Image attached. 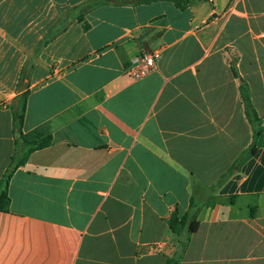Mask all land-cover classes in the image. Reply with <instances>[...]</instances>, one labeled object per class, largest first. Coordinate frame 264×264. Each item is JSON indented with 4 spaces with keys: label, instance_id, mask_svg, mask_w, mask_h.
Wrapping results in <instances>:
<instances>
[{
    "label": "crops",
    "instance_id": "0c3cea01",
    "mask_svg": "<svg viewBox=\"0 0 264 264\" xmlns=\"http://www.w3.org/2000/svg\"><path fill=\"white\" fill-rule=\"evenodd\" d=\"M83 1L0 0V264H264V0Z\"/></svg>",
    "mask_w": 264,
    "mask_h": 264
},
{
    "label": "trees",
    "instance_id": "16d2710c",
    "mask_svg": "<svg viewBox=\"0 0 264 264\" xmlns=\"http://www.w3.org/2000/svg\"><path fill=\"white\" fill-rule=\"evenodd\" d=\"M151 1L155 0H85L80 5H76L75 7L80 9V14L77 16L79 20H82L84 12L86 10H89L99 4H141V3H149ZM176 5H179L183 7L186 5L189 0H172ZM84 28L86 27L85 22ZM240 93L242 100L244 102V108L245 112L249 115L252 112L251 103L248 97V93L246 90L245 85L240 84ZM26 99V93H22L19 97L16 98L17 104L16 107L13 109V133H14V143L15 148L14 152L11 156L10 161V167L6 170V172L1 176L0 178V212L2 211H8L9 206V196L7 193V186L8 181L10 179V176L13 172V170L22 164L26 157L29 155L30 152L33 150L42 148L47 146L51 141V136L48 133H40L36 135H31L28 133H24L22 131V124L24 120V114H25V100ZM189 215H193L195 217V213L198 210V206L194 203L193 199L190 200L189 204ZM182 224L185 223V218L183 221H180ZM176 223V219L173 218L171 220L170 226L173 229L174 225ZM197 222L194 220V222L188 226L187 231L192 232L196 229ZM165 264H174L172 260H167Z\"/></svg>",
    "mask_w": 264,
    "mask_h": 264
},
{
    "label": "built area",
    "instance_id": "2783aa9c",
    "mask_svg": "<svg viewBox=\"0 0 264 264\" xmlns=\"http://www.w3.org/2000/svg\"><path fill=\"white\" fill-rule=\"evenodd\" d=\"M160 57L161 51L159 49L142 51L132 57L125 67V71L133 79H142L156 69Z\"/></svg>",
    "mask_w": 264,
    "mask_h": 264
}]
</instances>
